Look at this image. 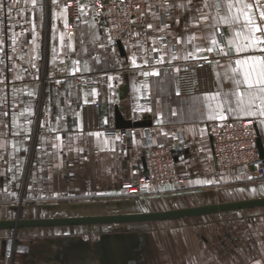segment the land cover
<instances>
[{
  "label": "crops",
  "instance_id": "crops-1",
  "mask_svg": "<svg viewBox=\"0 0 264 264\" xmlns=\"http://www.w3.org/2000/svg\"><path fill=\"white\" fill-rule=\"evenodd\" d=\"M150 1L149 23L137 41H120L121 52L88 6L69 33L58 0H0V221L264 198L263 180L249 170L220 173L211 154L208 123L219 118L207 115L217 103L231 118L254 119L264 152V117L228 111L236 109L231 93L244 90L228 67L237 58L228 46L235 29L218 24L214 50L185 59L197 46H212L204 36L214 34L215 21L193 20L203 0ZM220 2L208 0L205 12L216 16ZM249 55L264 58L239 54ZM201 57L210 67L185 68ZM153 69L158 75L143 74ZM87 74L96 78L93 88L82 80ZM93 100L97 111L82 108ZM116 110L126 121L150 125L117 129ZM113 129L115 136L103 134ZM158 141L173 149L181 188L128 196L120 183L137 178L144 145ZM0 264H264V205L163 221L0 229Z\"/></svg>",
  "mask_w": 264,
  "mask_h": 264
},
{
  "label": "built area",
  "instance_id": "built-area-1",
  "mask_svg": "<svg viewBox=\"0 0 264 264\" xmlns=\"http://www.w3.org/2000/svg\"><path fill=\"white\" fill-rule=\"evenodd\" d=\"M68 15L69 33L80 17L83 7H90L96 19L102 24L106 37L110 41L136 40L139 28L146 27V17L150 0H58ZM209 59H198L184 64L189 69L210 67ZM88 88L96 85L92 74L82 76ZM57 84V83H55ZM97 100L82 104L84 109L97 111ZM224 119L208 123V136L212 158L217 170H249L253 179L264 181V157H260L257 146L258 131L252 118H231L224 113ZM106 136H115L117 130H104ZM185 147V145H184ZM182 186V177L178 175L173 149L161 142H148L144 145L142 164L136 179L124 180L120 188L130 197H141L152 192H159L168 185Z\"/></svg>",
  "mask_w": 264,
  "mask_h": 264
},
{
  "label": "snow or ice",
  "instance_id": "snow-or-ice-1",
  "mask_svg": "<svg viewBox=\"0 0 264 264\" xmlns=\"http://www.w3.org/2000/svg\"><path fill=\"white\" fill-rule=\"evenodd\" d=\"M55 2V0H54ZM123 2V0H121ZM204 8L193 7V11L199 15L194 16L193 20L198 22H211L210 26L213 28L214 34L212 36L205 35V40L211 41V47L203 48L197 46L192 51H188L185 59H196L197 52L208 51L211 52L217 45V39L215 38V29L218 24H228L235 29L234 39L228 42L229 47H234L237 58L234 60V65L228 66L231 70V80L239 89L243 86V91H234L231 95L236 97V109L229 108L228 111H236L240 116L264 117V58L259 55H249L241 58L240 53L244 52H262L264 53V0H221L220 3H214L216 9V16L210 17L205 8L209 6L208 0H203ZM192 3V0H189ZM179 7L186 8L185 4H180ZM223 10V13H222ZM149 28L152 25H148ZM163 30V29H161ZM189 41L195 39L194 36L188 37ZM178 43L180 41H177ZM223 54L227 55L223 49L219 50ZM175 54H171V59H176ZM207 59L206 57H201ZM133 65H135V59L133 58ZM163 56L156 60V63H162ZM145 76H154L158 73L153 69L151 71H145ZM227 95V94H226ZM219 94L214 96H206V100H218ZM227 100L223 101V104H227ZM207 118L224 119V110L221 103H217L216 110H209ZM264 123V121H262ZM196 184L210 183L208 181H195Z\"/></svg>",
  "mask_w": 264,
  "mask_h": 264
},
{
  "label": "water",
  "instance_id": "water-1",
  "mask_svg": "<svg viewBox=\"0 0 264 264\" xmlns=\"http://www.w3.org/2000/svg\"><path fill=\"white\" fill-rule=\"evenodd\" d=\"M118 49L122 52L121 42L117 41ZM149 121L130 122L124 120L115 111V126L117 129H125L131 126H148ZM257 146L260 157H264L262 146L257 138ZM264 205V198L225 202L218 204H208L196 207L178 208L158 212L146 213H132V214H106L94 216H77V217H61V218H40V219H14L7 221H0V229L6 228H21V227H48V226H66V225H84L92 226L99 224H117V223H131V222H149V221H163L176 218L196 217L202 215L215 214L220 212H227L233 210H240L252 207H259Z\"/></svg>",
  "mask_w": 264,
  "mask_h": 264
},
{
  "label": "rangeland",
  "instance_id": "rangeland-1",
  "mask_svg": "<svg viewBox=\"0 0 264 264\" xmlns=\"http://www.w3.org/2000/svg\"><path fill=\"white\" fill-rule=\"evenodd\" d=\"M223 215H227V214H216L214 216H211V217H218V216H223ZM230 226V225H229ZM223 227L225 228V225L223 224Z\"/></svg>",
  "mask_w": 264,
  "mask_h": 264
}]
</instances>
